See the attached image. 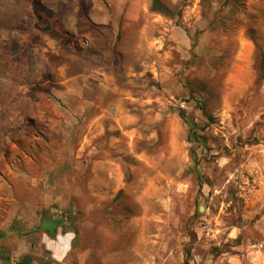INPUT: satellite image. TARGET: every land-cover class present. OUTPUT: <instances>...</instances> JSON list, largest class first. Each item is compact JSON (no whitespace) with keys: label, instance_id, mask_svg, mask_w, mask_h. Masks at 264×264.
<instances>
[{"label":"rangeland","instance_id":"374dc122","mask_svg":"<svg viewBox=\"0 0 264 264\" xmlns=\"http://www.w3.org/2000/svg\"><path fill=\"white\" fill-rule=\"evenodd\" d=\"M169 2L174 16L148 10L141 23L118 26L111 47L101 43L97 64L132 72L130 86L117 83L95 109L113 115L96 126L99 165L84 170L98 178L99 195L59 214L75 233L60 264H78L79 249L90 252L87 264H264V0ZM58 4L0 0L3 180L11 170L35 172L30 158L50 161L37 175H59L60 130L75 146V117L65 120L75 106L53 94L56 73H43L69 59L29 45L43 43L50 33L43 18ZM46 76L48 87L39 86ZM32 96L40 103L36 122L27 110ZM17 107L19 128L30 134L18 138L6 130ZM180 110L199 140L189 138ZM60 241L63 253L69 237ZM35 244L29 264H55ZM14 248L11 237L0 239V264L22 260Z\"/></svg>","mask_w":264,"mask_h":264},{"label":"crops","instance_id":"0c3cea01","mask_svg":"<svg viewBox=\"0 0 264 264\" xmlns=\"http://www.w3.org/2000/svg\"><path fill=\"white\" fill-rule=\"evenodd\" d=\"M56 2L60 3L53 8L56 11L43 18L50 25V33L45 34L43 43L29 45L41 49L46 57L50 53L51 57L64 56L69 59L67 63L51 69L50 65L46 64L43 73L46 74L47 71L56 73L51 85L53 94L59 95L64 105L75 106L71 110L67 109L65 120L68 119V115L75 117L73 132L76 142L73 147V144L64 138L68 137L67 130L65 129V133L59 131V137L63 138L56 150L60 157V163L57 165L59 175H52L51 172H41L37 175L35 172L41 168L47 172L50 161L41 163L36 158L29 160L32 168L36 169L35 172H19L23 176L18 177L11 170V177H4L5 180L1 178L3 172H0L2 174L0 218H3L0 221V239L4 236L11 237L16 244L12 252L22 254L23 257L32 255L35 242H38L49 251L55 264H60L72 248L75 233L74 229L66 226L67 224L63 225L62 216L59 214L70 212L72 209L78 210L75 201H86L89 198L94 200L97 198L96 195H99V192L94 190V185L99 182L98 178L84 176V170L87 168L94 170L99 165L96 159L99 150L96 126L99 121L113 115L108 113V108L103 111L95 109L100 110V106L105 103L107 90L115 88L117 83L122 88L130 86L128 82L132 72L116 70L113 66L98 65L101 43L105 48L111 47V38L116 35L118 26L141 23L142 17L150 10L152 0H56ZM56 33L64 35L57 37ZM49 81L46 76L38 84L46 88ZM15 84L18 86L17 82ZM32 88L29 87V90ZM35 98L32 96L30 100L33 105L27 109L32 112L34 122L37 107L40 105ZM18 107L16 112L10 111L6 119L12 122L11 128L6 130L15 131L17 138L26 132L25 129L19 128L21 120L16 117L20 114ZM6 108L0 110L2 123L5 122L2 116ZM31 120L26 122L30 123ZM62 121L63 118L59 119V122ZM14 122L18 124L13 125ZM64 127L68 129V124ZM71 170H76L75 179L71 178ZM6 180L11 181V190L4 182ZM3 185L6 187H2ZM34 234L36 239L33 238ZM60 237H69V248L63 253ZM89 253L87 249H79L78 264H87Z\"/></svg>","mask_w":264,"mask_h":264},{"label":"trees","instance_id":"16d2710c","mask_svg":"<svg viewBox=\"0 0 264 264\" xmlns=\"http://www.w3.org/2000/svg\"><path fill=\"white\" fill-rule=\"evenodd\" d=\"M150 10L155 13H160L167 16H174L175 6L169 2V0H152ZM203 114L207 116V118L211 119L212 116L206 111L204 106H201ZM180 116L186 120L188 125V134L189 138L192 140H199L202 136H199L196 132V124L194 121L186 118L184 112L182 110L179 111ZM17 264H29V257L25 256L21 261Z\"/></svg>","mask_w":264,"mask_h":264}]
</instances>
